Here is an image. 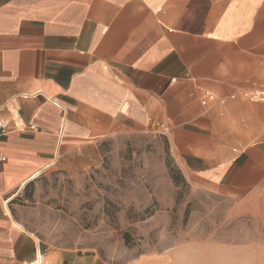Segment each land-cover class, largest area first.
Here are the masks:
<instances>
[{
  "label": "crops",
  "instance_id": "1",
  "mask_svg": "<svg viewBox=\"0 0 264 264\" xmlns=\"http://www.w3.org/2000/svg\"><path fill=\"white\" fill-rule=\"evenodd\" d=\"M0 118V264H107L50 249L11 205L112 127L166 135L194 190L227 215H260L264 0H0ZM248 254L237 248L233 264ZM179 257L130 264H197Z\"/></svg>",
  "mask_w": 264,
  "mask_h": 264
},
{
  "label": "rangeland",
  "instance_id": "2",
  "mask_svg": "<svg viewBox=\"0 0 264 264\" xmlns=\"http://www.w3.org/2000/svg\"><path fill=\"white\" fill-rule=\"evenodd\" d=\"M219 204L192 188L166 135L112 127L61 153L15 196L11 211L50 249L91 253L107 264L158 254L233 264L237 248L249 251L250 264H264V212L227 215Z\"/></svg>",
  "mask_w": 264,
  "mask_h": 264
},
{
  "label": "built area",
  "instance_id": "3",
  "mask_svg": "<svg viewBox=\"0 0 264 264\" xmlns=\"http://www.w3.org/2000/svg\"><path fill=\"white\" fill-rule=\"evenodd\" d=\"M205 96H206V98L213 99L211 93H209V92H206ZM32 128H34V127H32ZM160 128L163 130V132L166 131V128L164 126H161ZM6 132H7V125L0 118V137L5 135ZM6 160H7L6 156L4 155V153L0 149V163L6 162Z\"/></svg>",
  "mask_w": 264,
  "mask_h": 264
}]
</instances>
